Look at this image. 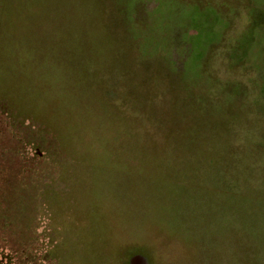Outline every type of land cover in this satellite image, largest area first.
<instances>
[{
  "label": "rangeland",
  "instance_id": "374dc122",
  "mask_svg": "<svg viewBox=\"0 0 264 264\" xmlns=\"http://www.w3.org/2000/svg\"><path fill=\"white\" fill-rule=\"evenodd\" d=\"M0 264H264V0H0Z\"/></svg>",
  "mask_w": 264,
  "mask_h": 264
}]
</instances>
